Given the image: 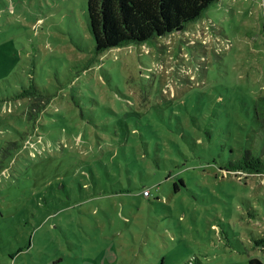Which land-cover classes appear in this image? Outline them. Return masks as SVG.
<instances>
[{"label":"rangeland","instance_id":"374dc122","mask_svg":"<svg viewBox=\"0 0 264 264\" xmlns=\"http://www.w3.org/2000/svg\"><path fill=\"white\" fill-rule=\"evenodd\" d=\"M86 1L0 0V100L31 84L50 98L41 156L0 176V264L264 263V172L222 171L245 149L264 163V0H217L183 32L98 56ZM24 101L0 107L4 165ZM169 141L179 161L126 179L120 147Z\"/></svg>","mask_w":264,"mask_h":264},{"label":"trees","instance_id":"16d2710c","mask_svg":"<svg viewBox=\"0 0 264 264\" xmlns=\"http://www.w3.org/2000/svg\"><path fill=\"white\" fill-rule=\"evenodd\" d=\"M215 1L217 0H87V22L89 32L94 41V54L98 56L112 48L138 45L150 39L183 32L189 24L200 19L205 10ZM21 100H25V103L20 116L17 118L28 127L23 131L21 130V132L17 129V137L20 143L10 142L7 144L14 153L8 164L0 163V176L4 178L8 177L9 170L15 163L16 157L22 151H27L31 158L41 156L40 145H44L45 136L48 134L42 122L45 120L46 108L49 105L50 98L42 95L31 84L12 98L0 100V107H5ZM218 101H220V98H218ZM252 105L254 118L264 129V95H256L252 99ZM80 116L82 117V115ZM126 118L127 116L122 117L125 123ZM61 120L63 122L64 117L61 116ZM113 130L111 132L113 138L109 135V140H114V136L117 133V130ZM148 131L149 126L141 134L142 141L148 139ZM62 132L68 135V129L66 131L62 128ZM132 132L134 133L133 135H136V133L138 135V132L141 131L136 128ZM124 133H126L125 130ZM50 134L48 135L49 137L51 136L48 146L52 147L55 145L54 143H57V140L53 139V135ZM69 134L76 136V133ZM88 137L87 134L84 135V138ZM77 141H79L78 137ZM140 145L143 150V153H141L143 157L138 156V145L134 147L124 145L120 147L121 149L119 148L126 159L125 163L129 167V169L125 168L124 171L126 179H129L127 174L132 175L130 173L131 168L137 169L140 173L138 179L143 181V177L145 178V175L149 174L142 175L143 165L147 167L150 165V168L156 171L167 167L170 163L179 161L184 156L183 146L180 143L173 144L172 141H169L167 146L159 145L152 154L147 151L145 144L140 143ZM64 148L66 146L62 147V149ZM93 150H99V146L96 144ZM109 154L110 157L113 156L111 152ZM5 155L2 152L1 156ZM131 158H134V161H131ZM226 163V166L222 168L224 172L239 174H261L264 172L262 158L254 149H245L240 157L228 160ZM143 189L146 188L143 187ZM123 191L126 192L127 189L124 188ZM147 192L146 196H149V190ZM256 245L261 246L264 250V237L257 240ZM20 251L21 249L18 250V252ZM186 264H193V262L189 261ZM248 264L264 263L257 258H252L249 259Z\"/></svg>","mask_w":264,"mask_h":264},{"label":"built area","instance_id":"2783aa9c","mask_svg":"<svg viewBox=\"0 0 264 264\" xmlns=\"http://www.w3.org/2000/svg\"><path fill=\"white\" fill-rule=\"evenodd\" d=\"M146 194H148V192L146 191Z\"/></svg>","mask_w":264,"mask_h":264}]
</instances>
